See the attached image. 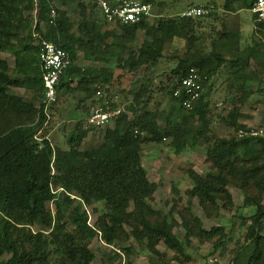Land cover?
I'll return each mask as SVG.
<instances>
[{
  "label": "trees",
  "instance_id": "1",
  "mask_svg": "<svg viewBox=\"0 0 264 264\" xmlns=\"http://www.w3.org/2000/svg\"><path fill=\"white\" fill-rule=\"evenodd\" d=\"M53 1L57 8L50 24ZM139 1L151 5L154 0ZM252 1L224 0L223 10L248 11ZM71 3L73 0H0V52L13 58L11 68L0 59V257L9 256L0 264H93L88 245L95 237L107 246L132 238L151 254L162 241L167 249L180 253L179 238L170 233L176 226L183 229L185 240L193 237L211 242L212 254L223 247L225 235L220 227L202 229L189 206L196 200L205 218L213 217L219 209L230 211L227 186L236 188L243 206L252 209L249 216L240 218L241 226H245L243 241L228 264H264V205L260 200L264 194V140L237 138L236 131L244 127H235L232 119L227 120V116H240L237 104L249 96L244 90L250 82L247 73L250 60L257 68L256 91L264 92L260 87L264 78V49H257L251 43L240 50L238 31L234 28L219 33L218 40L209 41V50L202 54L200 41L195 40L193 32L197 21L204 17L176 15L157 18L150 25L141 19L137 23L113 26L116 30H103L105 22L91 0L76 2L77 20L72 24L67 15ZM201 7L213 15L207 5ZM251 21L253 32L260 33L262 38L264 22L255 23L252 16ZM137 32L146 40L135 46ZM173 38L185 42L186 47L176 58L177 53L169 55L174 65L168 72L172 83L167 95L173 106L166 115L175 117L177 110H184L180 107L184 97L176 98L172 93L189 68L199 73L203 91L214 70L225 63L232 82L231 97L222 108L229 109L228 115L219 122L226 128L235 127V134L211 138L210 110L202 91L190 110H184L187 115L179 122L146 109L142 93L162 61L163 46ZM41 41L63 49L70 59L55 85V102L47 111L48 117L60 97L81 92L84 98L93 100V86L105 91L104 85L111 81L107 69H80L75 64L78 52L85 60L100 64L113 59L115 66L127 72L141 67L146 70L141 87L124 107V113L111 122L95 145L82 147L88 131L94 130L84 124L91 107L84 108L81 118H73L76 109L71 112L75 125L66 137L65 148L52 146L43 136L36 137L49 119L41 104L42 72L37 60ZM225 53L230 57L226 58ZM10 88H21L30 92V96L25 100L10 94ZM193 118L199 122L196 128L188 124ZM261 120L264 123V113ZM166 137L176 152L185 147L193 150L204 146L208 170L204 178L187 171L190 183L184 205L177 190L171 187L177 200H171L168 210L162 213L151 207L157 185L147 179L140 150L143 143H159ZM51 181L55 184L53 192L48 187ZM47 203L52 205V213ZM86 207L96 214L92 225L87 223ZM37 225L47 231L32 232L30 228ZM123 226L129 229L127 233ZM118 259L119 255L113 252L106 264H114ZM125 264H130L127 258Z\"/></svg>",
  "mask_w": 264,
  "mask_h": 264
},
{
  "label": "rangeland",
  "instance_id": "2",
  "mask_svg": "<svg viewBox=\"0 0 264 264\" xmlns=\"http://www.w3.org/2000/svg\"><path fill=\"white\" fill-rule=\"evenodd\" d=\"M76 2H78V0H73V3L67 6V15L72 24H75L77 20ZM223 3L224 0H154L153 3H151V16L146 19V22L150 25L157 18L175 17V14L180 12L182 8L184 9L195 5L200 7L207 5L209 10L214 12L213 15L209 14L199 19L197 21L196 30L193 32L195 40L200 41L202 54H206L209 50V41L216 40L218 35L217 31L218 33H225V30L234 28L238 31L237 40L240 50L247 45H251V43L257 45V49H264V41H262L260 33L253 32V23L249 11H236V9L233 8L231 13L226 14L223 10ZM53 7L54 9L57 8L54 1ZM62 9L64 10L65 8ZM35 11L36 9L31 13L32 20ZM39 27L43 32V25L40 24ZM102 29L111 30L113 27L104 24ZM143 40L146 39L143 38L142 33L137 32L134 37L133 45L137 46ZM174 41L178 45H172V48H167L165 45L163 46L164 54L162 61L155 67L150 77L151 83L146 85V92L142 93V102L145 101L146 109L150 112H157L161 117H165L170 107L173 106V103L167 95V90L172 83L168 72L174 65V61H172V57L169 55L177 53V56H174V58H176L182 55L186 47L185 42L182 40L177 38ZM123 56H126L125 52ZM224 56L226 58L230 57L227 53H225ZM3 58H5L9 66L11 65L12 67V57L5 55ZM75 64L80 69H107L111 72V81L109 84H105L103 88L109 95L116 97L118 104L122 106L123 109L131 102L132 95L141 87L143 83L142 79H144L146 71L141 67L135 72H127L126 70L120 69L119 66H115L113 59L108 64L87 61L79 52L76 54ZM228 70L225 63L222 68L216 71L214 70L212 76L209 78L208 84L202 91L206 97L207 108L210 110L209 127L212 131V139L228 137L233 133L235 134L234 129L238 126H242L244 129L246 127H264V123L261 120L264 113V92L256 91L255 83H257V78L254 72L257 71V68L251 60L249 61V68L247 69L250 82L244 90L249 96L242 98L237 104L240 116H227V120L232 119L235 122V127L231 129L220 124L219 119H223L228 115L227 112L229 111V109L222 110L225 104L230 101L231 97L230 88L232 82L229 81ZM91 85L88 86V89H91ZM260 87L264 88V78L260 81ZM16 91L17 90L14 88L9 89V93ZM29 96L30 92H28L26 96L25 94L21 95L25 100H27ZM88 105L89 98H84L81 92H74L62 98L60 97L58 102L51 109L46 125L39 129L36 137L43 136L52 146H58L61 149L65 148L66 137L72 133L75 125V122L71 121V112L75 109L77 111L75 114L72 112L73 118L84 117V108L88 110ZM34 106L35 108L37 107V102ZM186 115V111L177 110L175 117L166 116L170 121L175 118L174 121L179 122L181 121V117H186ZM188 124L196 128L199 122L196 118H193L188 120ZM111 125L112 123L102 129L89 130L82 142V147H89L99 142L104 130L111 127ZM204 159V146L197 147L193 150L185 147L182 151L176 152L171 146L169 137H166L159 143H143L140 150V161L146 171L147 179L149 181L159 182L157 176L161 178L159 186L156 182L157 187L152 196V209H157L165 213L169 208L171 200H177V196L172 193L171 187L177 190V193L181 197L180 203L184 205V194L190 183L186 173L187 171H192L200 175L201 178H204L208 170V163L205 162ZM48 187L49 191H55V184L53 181L49 183ZM226 191L229 194L232 205L230 211L219 209L213 217L205 218L196 200L193 199L189 206L190 213L199 220L202 229L209 230L212 227H220L221 231L224 233V245L218 248L214 253H210L211 242L198 241L193 237L185 240L182 238L184 235L183 229L176 226L172 228L170 233L179 238L181 246L180 253L167 249L162 241L158 242L154 247L155 253L151 254L132 238L125 239L123 242L113 246H107L101 242L98 237H95L88 245V249L94 257L92 263L101 264V261H104L106 264V259L110 258L112 253L115 252L119 255V259L115 261L114 264H125V258H127L130 264H202L211 256L217 258V264H228L234 251L243 241L245 226H241L240 218L249 216L252 209L251 207L243 206L242 196L236 188L227 186ZM260 200L261 204L264 205V194L261 195ZM46 207L51 213L53 212V207L50 203H47ZM84 209L87 214V223L92 225L96 219V214L92 213L91 207H86ZM175 221L179 222V219H175ZM30 230L32 232L36 230L47 231V229L39 225L31 227ZM123 231L127 233L129 229L123 226ZM8 259L9 256L6 254L0 257V261L2 262Z\"/></svg>",
  "mask_w": 264,
  "mask_h": 264
},
{
  "label": "built area",
  "instance_id": "3",
  "mask_svg": "<svg viewBox=\"0 0 264 264\" xmlns=\"http://www.w3.org/2000/svg\"><path fill=\"white\" fill-rule=\"evenodd\" d=\"M83 1V0H79ZM96 7L99 15L106 25H124L139 22L141 19L149 18L151 5L139 0H91ZM54 7L49 11V23L51 24L55 16ZM249 13L255 23L264 22V0H253L249 8ZM209 13L208 9L200 6L185 8L178 14L180 18H199L205 17ZM264 38V30L261 31ZM37 60L42 72V91L41 100L42 110L48 119L47 111L55 102V85L63 71L69 66L70 59L68 54L51 42L41 41L39 43ZM201 77L196 69L189 68L185 75L180 79L178 86L174 89L173 97H184L180 102V107L190 110L192 103L199 97L202 87ZM93 100L88 115L84 119L86 127L102 129L110 124L116 117L124 113L115 96L109 95L98 85H94ZM136 133V131H134ZM142 135V133H139ZM236 137L261 138L264 140V127H246L238 129ZM164 140V139H162ZM204 264H217L215 256L208 257Z\"/></svg>",
  "mask_w": 264,
  "mask_h": 264
},
{
  "label": "crops",
  "instance_id": "4",
  "mask_svg": "<svg viewBox=\"0 0 264 264\" xmlns=\"http://www.w3.org/2000/svg\"><path fill=\"white\" fill-rule=\"evenodd\" d=\"M195 6H197V5H195ZM185 9V8H184ZM183 8L180 10V12L181 11H183L184 10ZM180 12H178V13H180ZM232 12V11H231ZM231 12H226V14H228V13H231ZM178 13H176L175 14V16L176 15H178ZM228 24H230V23H228ZM252 26V25H251ZM217 38H216V40H218V38H219V33H218V31H217ZM176 38H173L169 43H167L165 46L168 48H172V45H178L177 43H175V40ZM5 55H8V56H11V55H9L8 53H1L0 52V56H2V57H0V59H2V60H4V61H6V59L5 58H3V56H5ZM12 57V56H11ZM7 62V64H8V61H6ZM12 64H13V58H12ZM8 66H9V64H8ZM9 68H11V65L9 66ZM15 90H17L16 92H19V93H16V92H13V93H10V94H15V95H18V96H20L21 97V95L22 94H25V96H26V94L28 93V92H24L23 91V89H21V88H14ZM94 100H92V99H89V105H88V108H90L92 105H94ZM71 121H73L74 122V120H71ZM157 180L159 181V182H157L158 183V186H159V184H160V182H161V178L159 177V176H157ZM151 182H153V183H156L155 181H151ZM157 183H156V185H157Z\"/></svg>",
  "mask_w": 264,
  "mask_h": 264
}]
</instances>
